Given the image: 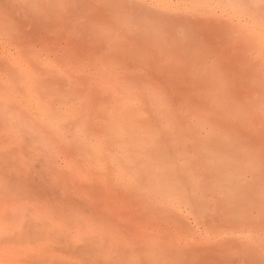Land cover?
I'll return each mask as SVG.
<instances>
[{
  "label": "bare ground",
  "instance_id": "bare-ground-1",
  "mask_svg": "<svg viewBox=\"0 0 264 264\" xmlns=\"http://www.w3.org/2000/svg\"><path fill=\"white\" fill-rule=\"evenodd\" d=\"M52 2L50 8L59 0ZM71 3L83 30L78 41L85 29L91 38L83 36L80 47L73 38L77 56L61 53L66 62H81L74 66L77 74L65 79L81 92L76 99L68 97L67 106L106 111L110 128L120 123L128 130L122 138L113 131L110 142L125 143L118 161L134 176L125 185L140 190L148 203L157 202L145 207L147 213L154 210L144 218L151 228L144 250L148 264H182L189 249L205 255L198 264H264V227L258 229L264 220V0ZM56 48L47 55L50 62H60ZM142 111L153 113L156 130L136 122ZM66 125H61L66 139L88 143L75 130L77 124L75 129ZM28 129L42 143L37 127ZM104 150L101 157L107 159ZM119 155L116 151L109 161L113 169ZM136 177L142 180L135 183ZM175 211L177 217H170ZM182 231L193 236L194 247L177 249L178 239L166 238L181 240ZM100 235L115 239L113 231ZM118 243L120 255L126 250ZM216 243L222 256L211 250Z\"/></svg>",
  "mask_w": 264,
  "mask_h": 264
},
{
  "label": "rangeland",
  "instance_id": "rangeland-1",
  "mask_svg": "<svg viewBox=\"0 0 264 264\" xmlns=\"http://www.w3.org/2000/svg\"><path fill=\"white\" fill-rule=\"evenodd\" d=\"M25 1L31 3V0H0V23L6 22L2 25L4 28H0V264H148L150 260L144 250H148L145 243L149 240L151 228L144 218L154 210L150 212L148 209L150 213H147L145 207L157 202L151 200L148 203L140 190L125 185H130L131 174L119 162L120 159L118 161L121 154L125 155V143L110 142L113 131L122 138L128 130L120 123L117 129L110 128L107 121L111 119L106 111L97 108L92 112L80 108L77 111L67 106L70 104L68 97L76 99L80 90L77 92L78 87L65 79L67 75L77 74L74 66L81 65V62H66L70 58L68 54L72 51L75 54L73 44L80 42L83 36L91 38L90 34L84 35L85 29L78 41L80 37L77 36L83 30L73 14V0H57L58 7L53 0L57 9L50 8L52 0H42L45 9L39 0L42 11H39V5L36 6L37 1L32 2L30 8V3L25 6ZM19 4L21 8L17 9ZM69 32L72 36L68 35ZM52 46L58 51L57 57L66 51L67 60L61 56L62 61L58 58L60 62H50L48 58L52 55H47ZM36 52L38 60H35ZM142 112L140 119L135 117L136 122L142 126L147 122L145 127L148 124L155 127L157 121L151 118L153 113ZM145 117L150 119L141 122ZM74 119L78 120L76 129L73 127L76 124H72ZM65 122L78 129L80 137L88 143L79 144L72 138L66 139L68 137L62 129ZM120 125L124 126L123 129ZM31 126L37 127L36 132H40L43 144L29 134L28 127ZM183 130V133L188 131ZM186 135L190 136L189 133ZM116 143L121 146L119 149ZM103 150L109 159L101 157ZM116 151L117 156L120 155L113 169L109 161L114 162ZM87 152L92 153L91 156ZM135 179V183L142 180ZM222 212L229 213L227 210ZM174 215L176 211L168 217H177ZM260 223L259 230L264 227V220ZM102 230L113 231L115 239L102 237ZM182 237L181 240L179 237L166 238H177V249L194 247L190 245L193 241L191 234ZM118 241L126 250L121 256L116 250ZM221 247L218 243L213 245L211 250L215 257L217 254L222 256ZM185 254L182 264H198L199 258L205 256L197 249H189Z\"/></svg>",
  "mask_w": 264,
  "mask_h": 264
}]
</instances>
